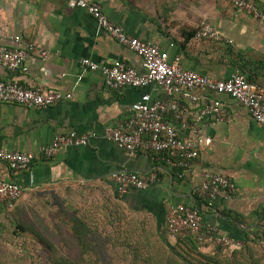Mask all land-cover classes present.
Returning a JSON list of instances; mask_svg holds the SVG:
<instances>
[{
  "label": "crops",
  "instance_id": "0c3cea01",
  "mask_svg": "<svg viewBox=\"0 0 264 264\" xmlns=\"http://www.w3.org/2000/svg\"><path fill=\"white\" fill-rule=\"evenodd\" d=\"M108 17L133 37L150 42L167 52L171 61L216 80L240 71L232 63L237 55L257 63L248 75L264 85V21L237 13L228 0H93ZM264 11V0H254ZM213 25L233 45L205 42L197 37L204 24ZM19 37L21 43L13 38ZM0 45L34 46L26 62L27 71L10 73L0 65V82H17L29 88L60 91L72 99L37 110L18 104L0 103V150L39 155L58 136L86 135L88 144L62 148L51 158H38L28 170L17 172L0 161V178L23 189L20 201L47 188L68 187L72 183L113 186V176L122 172L148 175L157 171L160 183L147 190H134L125 197L131 210L153 216L167 225L170 208L193 206L201 211L203 223L216 226L222 236L237 241L259 237L264 247V125L247 109L227 95L194 89L200 100L165 95L156 85L142 89L109 90L100 72L82 65L89 59L100 65L122 61L143 72L141 58L104 33L85 11L71 9L66 0H0ZM42 53H47L42 57ZM144 95L153 100H175L193 115L181 121L168 114L166 120L179 134L195 139L189 128L204 106V98L222 101L225 121L206 118L200 122L212 140L193 163L185 179L174 168L141 147L133 155L107 138L109 130L130 121L132 106ZM208 171L230 178L236 184L229 201H218L209 209L195 195ZM19 205L10 209L0 203V241L13 229Z\"/></svg>",
  "mask_w": 264,
  "mask_h": 264
},
{
  "label": "built area",
  "instance_id": "2783aa9c",
  "mask_svg": "<svg viewBox=\"0 0 264 264\" xmlns=\"http://www.w3.org/2000/svg\"><path fill=\"white\" fill-rule=\"evenodd\" d=\"M71 9H80L90 15L98 27L111 36L120 45L136 53L142 60L143 72L135 67L118 61L112 65H100L84 59L82 65L93 72H100L109 90L119 91L125 88L142 89L156 85L165 95L189 99L192 103L199 98L192 95L196 88L209 93L227 95L239 102L259 124L264 125V85L250 81L240 71L230 78L216 80L187 71L180 65L179 59L170 60L167 52L159 46L130 35L121 25L113 22L104 12L102 6L93 0H66ZM230 6L239 14H248L256 20L264 21V11L251 0H228ZM198 39L205 42H219L233 45L211 24L204 23L197 33ZM13 40L20 44L19 37ZM35 51L34 46L15 48L0 45V65L10 72L27 71L26 62ZM47 53H42L46 57ZM72 95L60 91L41 88H29L17 82H0V103L18 104L32 109L43 110L59 103L69 101ZM204 106L196 121L189 126L195 139L182 137L176 126L166 120L168 114L181 121L184 116L193 115L189 107L175 100H153L150 95L132 106L131 120L121 122L107 133V138L133 155L141 147L153 152L157 158L165 161L177 172L179 179H185L193 163L201 156L205 147L212 140L205 136L200 122L206 118L225 121L227 110L224 103L215 98H204ZM88 144L86 135L71 133L58 136L51 144L45 146L39 155L0 150V161L17 172L26 171L38 158L51 159L64 147H82ZM120 197L129 195L134 190H147L160 183L159 173L155 170L148 175L134 172H122L113 176ZM236 184L228 177L203 172L202 182L195 189V195L207 208L214 209L218 201L233 198ZM23 197L20 185L0 178V203L14 208ZM167 225L170 234L186 238L193 236L201 246L211 245L225 249L241 248L243 243L222 236L216 226L203 223L201 211L193 206L176 205L170 208Z\"/></svg>",
  "mask_w": 264,
  "mask_h": 264
},
{
  "label": "trees",
  "instance_id": "16d2710c",
  "mask_svg": "<svg viewBox=\"0 0 264 264\" xmlns=\"http://www.w3.org/2000/svg\"><path fill=\"white\" fill-rule=\"evenodd\" d=\"M232 63L257 83L248 75L257 63L242 55ZM69 187L86 188L87 198L76 206L63 199L59 191ZM125 197L113 186L72 183L19 201L13 229L0 241V264H264L259 237H249L241 248L201 246L193 236L175 237L168 225L131 210Z\"/></svg>",
  "mask_w": 264,
  "mask_h": 264
},
{
  "label": "rangeland",
  "instance_id": "374dc122",
  "mask_svg": "<svg viewBox=\"0 0 264 264\" xmlns=\"http://www.w3.org/2000/svg\"><path fill=\"white\" fill-rule=\"evenodd\" d=\"M59 193L62 194L61 196L63 197V199L68 198L72 200V204H74L75 206L80 204L85 196L87 198V189L84 187L70 188L69 190L66 189V191L65 190L59 191ZM52 209L55 210L54 213L58 214L59 210L57 209H59V207L57 205L55 204L52 205ZM27 245L29 246L30 252L34 253L35 251H34V247H32V244H27Z\"/></svg>",
  "mask_w": 264,
  "mask_h": 264
}]
</instances>
